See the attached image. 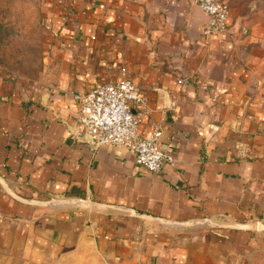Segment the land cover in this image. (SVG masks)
I'll use <instances>...</instances> for the list:
<instances>
[{"label":"crops","instance_id":"crops-1","mask_svg":"<svg viewBox=\"0 0 264 264\" xmlns=\"http://www.w3.org/2000/svg\"><path fill=\"white\" fill-rule=\"evenodd\" d=\"M203 35L196 0H40L42 67L0 68V264H256L264 254V0H226ZM130 80L140 134L173 156L153 174L91 150L80 97Z\"/></svg>","mask_w":264,"mask_h":264},{"label":"built area","instance_id":"built-area-1","mask_svg":"<svg viewBox=\"0 0 264 264\" xmlns=\"http://www.w3.org/2000/svg\"><path fill=\"white\" fill-rule=\"evenodd\" d=\"M207 14L203 35L211 37L230 31V10L226 0H196ZM79 128L86 143L96 151L102 146H116L133 152L136 163L153 174L161 172L174 158L160 148L163 131L155 129L149 137L139 127L148 112L145 92L132 81L106 83L81 96Z\"/></svg>","mask_w":264,"mask_h":264},{"label":"rangeland","instance_id":"rangeland-1","mask_svg":"<svg viewBox=\"0 0 264 264\" xmlns=\"http://www.w3.org/2000/svg\"><path fill=\"white\" fill-rule=\"evenodd\" d=\"M43 42L40 0H0L1 69L16 78L35 77L42 67ZM93 263L89 248L81 247L53 264ZM256 264H264V254Z\"/></svg>","mask_w":264,"mask_h":264},{"label":"water","instance_id":"water-1","mask_svg":"<svg viewBox=\"0 0 264 264\" xmlns=\"http://www.w3.org/2000/svg\"><path fill=\"white\" fill-rule=\"evenodd\" d=\"M259 229H264V227L261 224H258Z\"/></svg>","mask_w":264,"mask_h":264}]
</instances>
